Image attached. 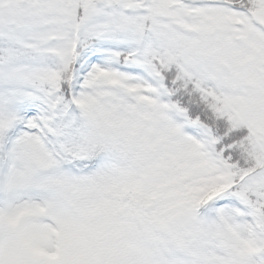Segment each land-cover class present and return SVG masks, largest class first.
<instances>
[{
  "label": "snow or ice",
  "instance_id": "obj_1",
  "mask_svg": "<svg viewBox=\"0 0 264 264\" xmlns=\"http://www.w3.org/2000/svg\"><path fill=\"white\" fill-rule=\"evenodd\" d=\"M0 264H264V0H0Z\"/></svg>",
  "mask_w": 264,
  "mask_h": 264
}]
</instances>
